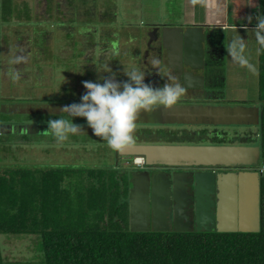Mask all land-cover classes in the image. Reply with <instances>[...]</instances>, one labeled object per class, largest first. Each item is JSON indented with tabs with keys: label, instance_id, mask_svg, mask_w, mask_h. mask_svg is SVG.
I'll list each match as a JSON object with an SVG mask.
<instances>
[{
	"label": "rangeland",
	"instance_id": "rangeland-1",
	"mask_svg": "<svg viewBox=\"0 0 264 264\" xmlns=\"http://www.w3.org/2000/svg\"><path fill=\"white\" fill-rule=\"evenodd\" d=\"M70 3L75 8L63 12L66 17L60 12L49 16L52 10L45 9L46 0H11L3 4L4 16L0 12V129L4 126L6 130L3 129L5 132L0 135V168L3 170L10 164L30 168L63 167L75 170L73 179L85 177L89 170H102L111 191L109 197L114 204H122L127 199V195L121 193L127 173L114 162L112 149L93 134L84 118H73V123L81 125L84 133L71 136L63 146H57L55 139L43 132L48 128L49 120L60 116L71 119L59 110L80 102L87 91L83 87L84 81L102 83L100 77L109 75L99 72L105 65L116 73L118 81L128 79L124 69L132 67L130 57L134 53L143 54L142 61L133 65L137 64L136 67L141 69L145 65L143 62L150 65L149 57L145 61L147 51L143 49V37L153 27L147 26L145 19H150L149 14L154 9L157 22L169 20L170 15L181 16L183 3L182 0H73ZM10 6L9 15L7 8ZM76 7H82L80 14ZM84 9L89 10L84 12ZM161 13L162 19L158 17ZM64 23L70 29L63 28ZM45 30L48 33L41 47L43 53L38 55V51L36 56L33 54L35 46ZM86 33H90L89 38L87 36L89 42L83 44ZM19 54L27 57L26 62L13 63ZM100 55L105 65L100 62ZM17 69L22 74L21 79L13 82L9 72ZM228 106L234 108L235 105L229 103ZM240 126L244 134L250 129ZM140 129L148 130L146 126ZM255 143L259 144V141ZM124 215L125 212H121L119 216ZM126 227L130 228L128 224ZM37 242L35 236L0 235L4 264H40Z\"/></svg>",
	"mask_w": 264,
	"mask_h": 264
},
{
	"label": "trees",
	"instance_id": "trees-1",
	"mask_svg": "<svg viewBox=\"0 0 264 264\" xmlns=\"http://www.w3.org/2000/svg\"><path fill=\"white\" fill-rule=\"evenodd\" d=\"M71 1L46 0L45 9L52 10L49 16L62 14L75 8ZM5 2L11 0H0L3 16ZM77 11L80 14L82 7ZM61 26L70 29L66 23ZM47 33L41 35L34 55H42ZM88 35L83 44L89 42ZM261 133L263 151L264 129ZM75 173L63 167L0 168V235L35 236L40 264H264L263 228L257 233L132 232L126 227L128 198L114 204L104 172L89 170L85 177L73 179ZM128 186L126 182L123 195ZM121 212L125 215L119 216Z\"/></svg>",
	"mask_w": 264,
	"mask_h": 264
},
{
	"label": "water",
	"instance_id": "water-1",
	"mask_svg": "<svg viewBox=\"0 0 264 264\" xmlns=\"http://www.w3.org/2000/svg\"><path fill=\"white\" fill-rule=\"evenodd\" d=\"M150 33L155 34L151 38L149 33V40L146 49L149 50L151 44L160 45V51L165 54L168 59L167 68L171 70L175 66L179 67L177 71H182L189 67L191 64L188 62L189 57L198 56L202 58L203 53H209L213 49V38L205 33L204 26H188V27H155L151 28ZM146 50V51H147ZM198 59V58H197ZM195 59V61H197ZM177 62V63H176ZM175 65V66H174ZM175 70V69H174ZM185 83L187 88H191L192 83ZM190 79V78H189ZM200 87H202V79L200 78ZM208 106V105H207ZM241 107H220L208 106L197 109L195 116L201 118H214L220 119L216 124L226 125H243L250 127V131L246 134L239 133V135H231L225 144H217L214 146H198V147H179V146H132L126 149L121 155L125 157H135L136 155L146 156L148 161L168 163L173 160L176 163L190 162L192 164H214L225 168H238L246 167L248 171L223 173V174H203L202 176L193 177V182L196 187L201 186L204 188V196L199 199L198 204L193 202L194 210V228L186 229L177 227L176 209L184 206V202L177 204V200L172 199L173 228L170 230H158L153 228L154 232H176V233H190V232H218V233H257L259 232L260 225V207H259V194L261 179H264V173L256 172L255 169L261 164L262 142L256 144L255 141L259 140L260 135L257 134V129H264V104L258 108H250L248 116L251 118L245 120V116L240 115L242 112ZM243 118L239 122L234 120ZM203 142L209 143L210 140ZM264 147V145H263ZM264 149V148H263ZM228 181H227V180ZM229 188H228V183ZM130 191L132 192L128 199L129 205V226L132 232H148L149 231V213L151 202L154 203L155 193L150 197L149 182L137 180L131 181ZM226 189H231L228 196L231 198L230 213L237 212V226L232 227L224 224L223 214L224 207L222 199L226 196ZM230 191V190H229ZM227 197V196H226ZM243 197L246 201H243ZM229 198V197H228ZM170 203V202H169ZM178 205V206H177ZM156 210V208L154 207ZM248 215V216H246ZM245 217L250 218L246 221ZM183 221V218L180 217ZM209 224V227L203 226ZM141 225V226H138ZM233 225V224H232ZM144 226H146L144 228Z\"/></svg>",
	"mask_w": 264,
	"mask_h": 264
},
{
	"label": "flooded vegetation",
	"instance_id": "flooded-vegetation-1",
	"mask_svg": "<svg viewBox=\"0 0 264 264\" xmlns=\"http://www.w3.org/2000/svg\"><path fill=\"white\" fill-rule=\"evenodd\" d=\"M147 31L148 33L143 41L144 51L147 50L146 45L149 40L148 35L152 32L151 28ZM209 36L213 38L212 43H215L214 35ZM150 37H155V34L150 33ZM160 48V45L156 46L155 44H151V47L147 50V58L145 61H147L148 57L150 60L151 57L158 56L161 60V75L158 73V70L151 68V65H148L147 62H143L145 65L142 69H140L145 70L146 72L144 82L156 88L163 87V85L167 82V78L163 76L167 72H172L180 78V81L183 84L185 83V77H188V79H186V83H192L193 86L191 88H187V94L173 108L164 109L160 107L152 112H141L137 121L138 127L135 133L136 143L134 146H214L217 144H225L231 135H239V133H243V130L241 129L243 128L242 126L216 124L215 122L220 119L209 117L201 118L199 116H195L196 112H193L197 111V109L208 106L223 105L225 108L229 107L228 102H224L217 98L220 94V90L215 72V64L217 62L215 60L216 56H214V48L209 53H203L202 58L198 56V52L194 53L195 56L187 58L188 62L191 64V68H185L182 71V75L181 71H177L179 67L175 65V70L167 68V63H169V61L165 58V54L160 51ZM104 52L106 51H103V53ZM142 54V52H139L138 54L134 53L130 57L132 67H136L137 65H133L134 62L138 63L142 61ZM99 58L100 62L105 65L104 59H102L101 55ZM195 59H197V61H195ZM200 78L202 79V87H200ZM260 105L262 106L263 104ZM260 105H258L257 108ZM234 121L239 122L236 119ZM142 126H146L148 130L140 129ZM250 129L247 131H250ZM257 134L260 135L258 132ZM207 139L210 140L209 143L203 142ZM108 149L110 148L108 147ZM112 152L114 162H116L117 165L124 169L127 173V182L129 183L127 194L128 199V196L132 193L130 191L131 181H137L139 179L144 182H149V201H151L152 193H155L154 203L151 202L148 218L149 231H152L154 227L158 230H171L173 228L172 220L174 219V216L172 210V199L177 200L178 205L180 201L181 203H185L181 210L180 208L176 209L175 215H177V227H183L186 229L194 228V224L192 223L194 221L193 202L198 204V201H200L199 199H202L201 197L204 196V188L201 186L196 187L193 182V177H200L203 174H226L230 172L234 174V172H244V170H249V168L246 167L225 168L215 166L214 164H192L190 162L176 163L173 160L166 164L160 162L150 163L146 156L143 155L124 157L119 152L113 150ZM262 155L263 152L261 153V157ZM135 158L142 161V163H135V161H137L134 160ZM122 159L125 160L122 162ZM137 165H140V167H137ZM180 217L183 218V221ZM203 226L209 227V224H204ZM145 227L146 226H144V228ZM163 232L165 233V231Z\"/></svg>",
	"mask_w": 264,
	"mask_h": 264
},
{
	"label": "clouds",
	"instance_id": "clouds-1",
	"mask_svg": "<svg viewBox=\"0 0 264 264\" xmlns=\"http://www.w3.org/2000/svg\"><path fill=\"white\" fill-rule=\"evenodd\" d=\"M192 2L204 7L208 5V0H192ZM246 19L249 24L255 20V27L250 32L255 39L257 51L264 50V14L255 17L250 15ZM245 29L248 30L247 26ZM225 47L233 62L246 67L253 74L257 73L256 66L246 55L249 47L248 40L242 38L237 32V35L233 36ZM26 60L25 55L19 54L13 63L20 64ZM148 62L151 68L158 70L161 75L160 58L153 56ZM99 72H106L109 75L100 77L102 83L84 81L83 87L87 91L81 96L80 102L64 106L59 110L61 113H67L71 119L60 116L58 119L48 121V128L43 134L52 136L57 146H63L71 136L84 133L81 125L73 123V118L81 117L86 120L96 137L106 142L113 151L123 153L136 143L135 133L141 112H152L160 107L171 109L187 94V87L172 72L165 73L163 77L167 78V82L159 88L144 82L146 72L139 67L124 69V75L128 77L126 81H118L116 73L112 72L108 64L104 66L103 71ZM21 75L18 69L9 72L13 82L19 81ZM135 163L139 164L142 161L137 160ZM262 169L264 166L259 165L255 171L264 173Z\"/></svg>",
	"mask_w": 264,
	"mask_h": 264
},
{
	"label": "crops",
	"instance_id": "crops-1",
	"mask_svg": "<svg viewBox=\"0 0 264 264\" xmlns=\"http://www.w3.org/2000/svg\"><path fill=\"white\" fill-rule=\"evenodd\" d=\"M183 8L181 16L170 15L169 20L156 21L154 12L150 15V19H145L144 22L147 26L161 27H188V26H204L205 33L214 35V56L216 60L215 72L217 82L219 84L220 94L218 99L224 102L232 103L236 107L244 108L240 115L245 116V120L250 119L248 110L250 108H257L258 105L264 104V50L257 51L255 39L250 30L255 27V20L249 24L246 17L259 14H264V0H208L207 7L201 6L199 3H193L192 0H182ZM163 13L158 17L163 18ZM247 26V29H245ZM150 29V28H149ZM238 34L248 40V55L250 62L257 68V73H251L246 67H241L238 63L232 61L225 45L232 39L233 36ZM148 31L146 32L147 35ZM144 35L143 38L146 37ZM144 41V39H143ZM223 66V67H220ZM232 82V83H231ZM231 84V85H230ZM263 130V129H262ZM262 130L258 129L260 133L259 143H263L261 136ZM261 166H264L263 155L261 157ZM262 168V167H261ZM227 180V179H226ZM228 181V180H227ZM228 183V188H229ZM226 196L222 199L221 207H224L223 214L224 224L231 227L237 226V212L230 213L231 198L228 196L231 189H226ZM259 207H260V225L264 229V179H261L260 194H259ZM229 197V198H228ZM243 201L246 199L243 197ZM248 216V215H246ZM246 221L251 219L245 217ZM233 224V225H232ZM249 233V232H247Z\"/></svg>",
	"mask_w": 264,
	"mask_h": 264
},
{
	"label": "built area",
	"instance_id": "built-area-1",
	"mask_svg": "<svg viewBox=\"0 0 264 264\" xmlns=\"http://www.w3.org/2000/svg\"><path fill=\"white\" fill-rule=\"evenodd\" d=\"M262 170H264V169H262Z\"/></svg>",
	"mask_w": 264,
	"mask_h": 264
}]
</instances>
